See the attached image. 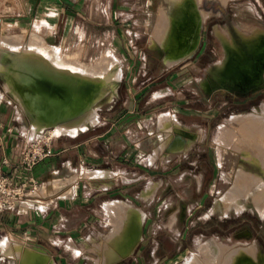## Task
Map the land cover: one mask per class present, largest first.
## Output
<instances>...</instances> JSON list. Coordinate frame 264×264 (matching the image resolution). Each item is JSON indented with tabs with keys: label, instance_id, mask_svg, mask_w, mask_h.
Here are the masks:
<instances>
[{
	"label": "rangeland",
	"instance_id": "374dc122",
	"mask_svg": "<svg viewBox=\"0 0 264 264\" xmlns=\"http://www.w3.org/2000/svg\"><path fill=\"white\" fill-rule=\"evenodd\" d=\"M156 1L153 9L148 8L149 12L151 11L149 20L143 22L142 16L146 6L142 3L120 5L119 8L112 9L108 4L87 0L78 5V11L75 10L81 15H74L64 30L62 21L55 25L56 21L35 19L32 14H28L29 0H0V37L5 36L6 39L8 36L6 40L16 39L18 43L33 44L39 35L44 43L62 46V54L59 48H56L63 60L77 59L86 66L93 65L91 68L104 65L108 53H113L112 49L118 40H122L123 45L125 43L134 52L136 60L144 63L141 71V77L144 78L139 79L132 90L133 94L143 93L141 99L133 101L130 105L127 85L124 81H118L112 94L97 104L98 124L75 138L90 144L92 157H100V154H103L107 158H116L121 167L137 173L131 176L136 178L133 181L123 178L129 181L125 186H131V189L136 191L150 181L160 184L156 195L144 200L145 207H142L141 199L135 197L133 200L136 206L147 212L143 225L144 247L139 255H128L114 264H179L196 252L200 242L203 244L206 241L211 245L213 253L218 252L220 255H227L236 250L238 244L246 245L255 241L257 247L264 251V219L260 218L256 208L264 204V188L259 189L258 205L253 197L248 195L241 199L245 208L240 211L231 207L224 212L220 202L225 192L237 186L238 170L246 169L260 174L255 163L254 150L249 147L253 141L250 140L252 134L249 128H246L248 122L243 118V123H240L238 116L246 109H254L255 100H246L254 91L240 94L225 87L207 93L199 84V88L195 84V81L198 82L197 78L206 72L207 64L222 56L220 45L212 34V26L216 23L225 24L234 36V21L256 22L264 26V0H229L226 6H221L219 0H202L201 6L214 10L215 14L207 19L204 29L201 30L200 44L194 56L170 68L166 73L170 75L178 70L182 72L184 65L193 61L192 65L187 64L185 68V74L190 80L183 84L184 90L176 96L186 100L188 105L200 112L208 110L211 117L208 121L209 129L203 140L201 134L197 135L198 140L195 142L186 138L184 148L170 151L163 149L151 160L150 156L155 150L152 151L151 148L157 144L159 132L155 117H150L147 112L149 107L156 104L148 102L147 94L157 84L153 81L157 82V72L163 65L160 60L162 51L151 46L150 39L158 8L163 6L167 10L170 9V4L164 0ZM127 13H131L133 18L126 16ZM33 29L35 33H32ZM144 30L147 33H144ZM19 38L22 39L19 41ZM3 78L0 72V82ZM149 84L143 92V88ZM194 84L195 88L192 87ZM1 101L7 110L17 107L16 101L9 93H4ZM169 106L170 104L162 103L152 113L156 114ZM17 112L11 126L17 129L16 133L21 135L20 138L24 141L30 138L27 131L29 119L21 110L17 109ZM212 113L215 114L214 117ZM198 122L203 126L207 121ZM43 134L51 136L52 147L68 137L56 136L58 134L51 131ZM240 134L243 152L247 136V156L240 154L238 149ZM40 135L35 134L33 137ZM145 140L148 142L144 143ZM53 151L52 156L55 154L54 147ZM208 155L212 160L211 164L208 162ZM197 174L201 176V184L195 177ZM73 179H76V176ZM39 186L40 183L33 191H37ZM48 187L46 192L54 189ZM173 213L176 215L175 221L170 226L168 221ZM91 216L90 232L93 241L98 242L99 233H106L110 229L107 213L105 210H98L91 213ZM82 243L89 248L93 244L82 238L79 243L71 246L76 256L71 259L70 264H94L93 258L97 255L92 248L85 252L76 251L75 248H80ZM198 257L205 264H211L210 255Z\"/></svg>",
	"mask_w": 264,
	"mask_h": 264
},
{
	"label": "crops",
	"instance_id": "0c3cea01",
	"mask_svg": "<svg viewBox=\"0 0 264 264\" xmlns=\"http://www.w3.org/2000/svg\"><path fill=\"white\" fill-rule=\"evenodd\" d=\"M164 1L170 4L167 0ZM169 1L172 4L188 2L196 5V8L202 11L204 18L201 27L198 30L201 37V30L204 29L207 19L215 14L214 10L210 8H203L201 6L202 0ZM228 1L229 0H219V3L222 6H226ZM85 2H87V0H29L30 8L28 14H32L35 19L56 21L55 25H58L57 23L62 21L63 29L65 30L69 26L68 23L72 21L74 15H81L77 12L79 8L78 5ZM94 2L108 4L112 9L119 8L120 5H134L142 3L146 6V11L143 12L144 16H142L143 22H147L150 18L151 11L149 12L148 8L150 7V9H153V6L157 4L156 0H94ZM162 7L158 8L157 17H155L156 23L152 33V38L150 39V44L162 51L160 60L163 66H161L162 68H160L157 72V82L153 81V83L157 84L152 90H150V93L147 94L148 102H155L156 105L149 107L147 112L150 117H155L158 132L159 117L165 113H171L176 116V118H178L183 125H187L190 130L196 132L198 136L201 134V139L203 140L206 136L207 130L209 129L208 121L211 118L208 114V110L200 112L198 109L192 108V106L188 105L186 100L178 99L176 96L184 90L182 87L183 84L190 80V77H187V74H185V68L187 67V64L192 65L193 61L186 63L183 67L184 71L182 72H179L178 70L170 75L166 73L169 72L168 70L170 68L180 65L187 58L192 57L200 43V39L190 55H187L176 63H167L166 53L163 48V41L167 35L166 29L168 21L173 19V13L167 12L172 10L171 4L170 9H166L167 11H165V8ZM126 16L133 18L131 13H127ZM168 18L169 20H167ZM233 25L237 34H240V43L236 41V38L227 25L216 23L212 26V34L221 47L222 56L212 65L209 64L206 66L205 74L197 78L198 82L195 81L197 88H199L198 84L200 85V80L209 74V69L215 67V64L223 59L226 54L225 41L216 34V28H219L224 33L227 41L239 46L244 45V42H241L243 41L241 30L252 28L256 29V31L258 30L260 32H264V26L256 22L239 23L234 21ZM143 26H145V23H143ZM143 32L145 33L146 31L144 30ZM116 44L115 48L112 49L113 53L108 54L114 56L120 64L121 77L118 81H124L127 85L130 94L128 99L130 100L129 103L131 105L133 101L136 102V100H140V97L143 94L141 92H135V94H133L132 90H134L136 82L139 79L144 78V76L141 77V71L144 68V63L136 60L134 52L125 43L123 45L122 40H118ZM159 44H161V47ZM50 46L57 47L59 48L61 54L64 53L61 45L57 46L50 44ZM63 61H65V59ZM73 62L78 65H84V63L77 59H68L64 63L71 64ZM262 79H264V73ZM5 82L6 80L0 82V162L3 157H8L10 159V164L3 167L4 171L9 172L13 163L18 162L20 159V149L23 143V140L20 138L21 135L16 133L17 129L15 127L13 128L11 123L13 121V117L18 113L17 109L21 110L26 116L27 114L24 112L18 99L11 91L6 89ZM262 82L263 80H261V83ZM261 83L259 85H261ZM150 84L143 88V92L150 86ZM195 84L192 87L195 88ZM259 85L255 87H258ZM4 93H9L13 97L17 103V107L9 110L6 109V107L1 103V96ZM163 97L164 99H162ZM248 98H253L255 100L254 109L252 111H248L246 109L238 116L239 119H241L240 123H243V118H245L244 121L246 120L248 122V124L246 123L248 125L246 128H249V131L252 134L250 140L252 139L251 141H253L250 143L249 147L253 148L255 163L259 167V173L262 177H264V83L259 88L254 90L253 95L246 97V100ZM162 103L163 105L170 104V106L164 108L156 114H153L152 111L160 107ZM178 114H181V116H178ZM211 115L212 117L215 116L214 113ZM200 120H206L207 122L202 126L198 122ZM98 122L99 120L97 115V120L94 124H89L86 128L81 129L74 134L61 133L56 135L68 137L66 140H61L53 145L55 148L54 156L44 159L36 164L31 170L24 172L23 175H21L22 177H20V179L28 177L35 179L37 183H40L39 188L43 184L50 183L48 187L49 189L56 186V181L63 179L66 180V178L70 180L72 179L71 183L73 184V191L66 196H59V194H61L59 192H61L62 188H58V190L55 191L56 193L53 189H50L44 195L39 197L32 196L31 192L34 191H30L20 204L11 209L0 212V264H22V261L27 259L25 257L27 255H24L25 251L33 253L38 252V254L52 259L55 264H70L71 259L76 256L73 254L71 246L75 245L77 242L79 243V240L82 238H85L87 241L93 243L92 247L89 248V246L85 243H82L80 248H75L76 251L85 252L92 248L97 255V257L93 258L94 264H100V258H102L101 255H103L101 254L103 251L100 249V246L104 237L110 235L114 231H118L116 232L117 241L121 240V237L123 239L125 234L132 233L136 244L130 253H127L124 256L116 257V262L128 255H139L140 251L144 247L143 225L147 219V212L143 208L136 206L133 200L135 197L141 199L143 202L142 207H145L146 204L144 203V200L155 196L160 184L158 185L157 182L150 181L145 186L135 191L131 189V186L124 185L129 182L124 179H130V181H133L136 178L131 176L133 174V176H135L137 173L128 168L121 167L120 162L116 158H107L103 156V154H100V157L96 155L92 157L90 154V151H92L90 144L84 141H77L75 138L81 133L86 132V130L88 131L90 127L98 124ZM195 127L199 129L196 128L195 130ZM27 131L29 137L31 138L33 134H30V121ZM158 137L160 138V132ZM159 138L157 140V144L151 148L152 151L159 145ZM197 140L198 139H193L192 141L195 142ZM145 142L148 141L145 140L144 143ZM242 145L240 134L238 149H240V154L243 153L247 156V136H245L244 152L241 150V148H243ZM154 155V153L151 154V160L155 159L156 155ZM208 158V162L211 164L212 160L209 155ZM90 170L107 171L111 172V175L96 179L88 177L85 178L86 176L84 177V172ZM244 171L247 172L245 176H248L247 179L245 177L246 181H250L254 174H258L257 172L251 170L247 171L244 169ZM75 176L76 179H73ZM195 177L197 178L198 183L201 184L200 174L195 175ZM80 180H84V182L81 183ZM149 187H151L153 191L145 197L144 193ZM54 188L57 189L56 187ZM262 188L264 187L262 186ZM256 208L258 210V214H260V218L264 219V204L261 205L262 209L258 207ZM98 210H105L107 213L109 221L107 224L110 226V229L106 233H99L100 240L96 242L93 241L92 232H90L92 225L90 222L92 220L91 213H96ZM120 210L121 214H119ZM114 214H116V216ZM175 216V213L171 215L168 221L170 226L173 225ZM117 241L113 240L110 242L112 245L110 247L111 250L108 249L106 251L108 258H112L115 254L113 251V245H116ZM222 243L226 244L224 242ZM256 243L257 241L246 245L238 244V247L245 250L248 249V251L250 248V251L248 252L249 255H252L253 253V255L261 256L262 254L264 256V251L259 249ZM200 244L201 242L197 245L196 252L194 253L196 255H205L199 250ZM251 250L254 252H251Z\"/></svg>",
	"mask_w": 264,
	"mask_h": 264
},
{
	"label": "bare ground",
	"instance_id": "6f19581e",
	"mask_svg": "<svg viewBox=\"0 0 264 264\" xmlns=\"http://www.w3.org/2000/svg\"><path fill=\"white\" fill-rule=\"evenodd\" d=\"M167 1L171 4L172 10H164L173 13V19H167L169 21L163 48L167 63H176L190 55L199 42L198 30L201 27L204 14L194 4L188 2L172 4L169 0ZM32 33H35V30ZM32 33L31 35H33ZM216 34L225 41L226 54L223 59L215 64V67L209 69V74L206 77L200 78L201 88L207 93L225 87L238 92L254 91L259 88L264 83V79H262L264 73V32L252 28L241 30L243 46L227 41L224 33L219 28H216ZM239 35L236 32V36H234L237 42L240 41ZM7 37L6 39H8ZM4 38L0 37V72L3 74V81L6 80V89L11 91L18 99L24 112L28 115L30 134L35 136V134L40 135L46 133V131L55 132L56 134H74L86 128L87 125L96 122L97 104L103 98L112 94L117 81L121 77L120 64L114 56L108 54V58H105V64L103 63L104 65L99 68H91L93 65L90 67L84 66L85 64L78 65L74 62L65 64L66 60L63 61L58 49L50 46L49 43V45L46 42L44 43L39 35L35 41L33 40V44L18 43L16 39L13 41ZM21 39L19 38V41ZM159 45L161 47V44ZM261 80H263L262 83ZM260 83L261 85H259ZM257 85L259 86L255 87ZM158 130L160 132V142L154 150L155 155L163 149L170 151L184 148L183 139L189 137L191 142L198 135L190 130L187 125H183L171 113H165L159 117ZM40 136H46V134ZM221 136L223 135L221 134ZM241 170H238L237 186L231 187L229 192H225L220 199L224 212H227L231 207L238 211L243 210L245 205L241 199L248 195H251L255 204L258 205L257 196L259 195V189L264 186V179L261 175L254 174L250 181H246L245 175L247 172ZM109 175H111V172L101 170L84 172L85 178L96 179ZM63 180L58 181V183L55 182L57 184L54 187L57 190L62 188L59 196H66L73 191L72 179L66 178V180ZM49 184H43L37 191L31 192V195L37 197L44 195ZM151 191L153 189L149 187L145 193L143 192L144 196L149 195ZM258 208L261 207L258 206ZM119 214H121V210ZM114 215L116 216V214ZM116 232L114 231L104 237L100 248L103 251L100 264H114L116 257L130 253L136 245L132 233L125 234L123 239L121 237V240L117 241ZM113 240L118 242L113 245L115 254L112 258H108L106 251L111 250L112 245L110 242ZM199 250L206 256L210 255L209 261L211 264H264L262 254L261 256L253 255V253L252 255L248 254L250 248L249 251L246 249V252L245 249L238 247L227 255H220L218 252L213 253L211 245L206 241L200 245ZM24 255H27L25 256L27 259H24L22 264H55L52 259L38 254V252L25 251ZM179 264L205 263L194 253Z\"/></svg>",
	"mask_w": 264,
	"mask_h": 264
},
{
	"label": "built area",
	"instance_id": "2783aa9c",
	"mask_svg": "<svg viewBox=\"0 0 264 264\" xmlns=\"http://www.w3.org/2000/svg\"><path fill=\"white\" fill-rule=\"evenodd\" d=\"M51 136L32 137L23 141L20 149V159L13 163L9 172L3 170L10 164L8 157L0 162V212L11 209L33 191L38 183L33 178H23L24 172L31 170L36 164L53 155Z\"/></svg>",
	"mask_w": 264,
	"mask_h": 264
},
{
	"label": "flooded vegetation",
	"instance_id": "af4514ba",
	"mask_svg": "<svg viewBox=\"0 0 264 264\" xmlns=\"http://www.w3.org/2000/svg\"><path fill=\"white\" fill-rule=\"evenodd\" d=\"M222 6V5H221ZM220 10V9H219ZM230 29V28H229ZM200 44V43H199ZM199 46V45H198ZM198 48V47H197ZM221 48V47H220ZM197 50V49H196ZM196 52V51H195ZM221 52H222V50H221ZM195 54V53H194ZM194 54H193V56H194ZM192 56V57H193ZM219 59V58H218ZM217 60V59H216ZM215 60V61H216ZM215 61H213V62H211V63H208L207 65H209V64H213ZM236 92H238L237 90H235ZM251 90H247V91H241V92H238V93H240V94H246V93H248V92H250ZM180 137H183V136H180ZM189 138V137H188ZM190 139V138H189ZM183 141H184V145H185V142H186V139L184 140L183 139Z\"/></svg>",
	"mask_w": 264,
	"mask_h": 264
}]
</instances>
